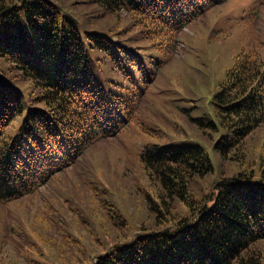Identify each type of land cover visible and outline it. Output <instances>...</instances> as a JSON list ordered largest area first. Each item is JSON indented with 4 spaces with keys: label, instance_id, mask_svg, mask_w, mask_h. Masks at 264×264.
Returning a JSON list of instances; mask_svg holds the SVG:
<instances>
[{
    "label": "trees",
    "instance_id": "16d2710c",
    "mask_svg": "<svg viewBox=\"0 0 264 264\" xmlns=\"http://www.w3.org/2000/svg\"><path fill=\"white\" fill-rule=\"evenodd\" d=\"M89 1L111 13L116 23L121 19L117 13H125L136 29L135 38L145 39L147 45L122 44L112 27L84 32L88 45L99 54L91 62L74 18L61 12L54 0H0V60L29 81L30 101L42 106L29 107L22 114V93L0 77L2 201L34 196L74 167L88 148L115 139L130 125L150 129L142 116L146 109L140 101L142 90L154 82L153 69L173 55L182 28L214 5L211 0ZM101 65L116 73L114 81L97 76L95 70ZM107 83L116 88L110 89ZM209 97L207 111L198 108L193 98L187 99L193 102L187 107L178 103L185 97L153 99L154 107L170 108L168 112L176 114V120H169L176 131L164 140L143 143L134 158L142 181L152 190L145 192L152 198L151 193L155 194L150 209L161 211L162 205L167 211L177 199L184 212L177 221L160 224L155 212L148 227L138 222L132 230L116 200L108 197L106 175L94 173L96 183L85 184L89 209L72 208L62 212V218L58 211L52 242L40 249L49 255L42 262L264 264V153L260 151L254 165L242 160L243 140L264 124V61L258 52L241 48L233 54ZM191 109L195 111L189 113ZM204 131L211 135L204 136ZM182 133L210 141L223 165L235 154L239 167L224 174L230 166H222L218 178L208 179L202 189L201 179L213 172L211 158L200 142L182 140ZM113 229L124 233L123 238L108 236L106 241L104 237ZM5 238V244L0 243V262L5 245L17 252ZM98 246L103 249L97 250ZM63 248L78 250L79 256L68 259L60 254L59 258ZM26 256H21L24 264ZM32 264L38 263L32 260Z\"/></svg>",
    "mask_w": 264,
    "mask_h": 264
},
{
    "label": "rangeland",
    "instance_id": "374dc122",
    "mask_svg": "<svg viewBox=\"0 0 264 264\" xmlns=\"http://www.w3.org/2000/svg\"><path fill=\"white\" fill-rule=\"evenodd\" d=\"M211 1L214 5L210 6L199 20L185 27L179 34L173 55L165 62V65L156 67L154 82L147 83L146 88L141 92L143 97L140 99L141 104L146 106L142 116L150 125V129L136 130L134 125H130L122 134L113 137L115 139L100 141L88 148L79 157L74 167L61 173L54 181H51L52 183L41 187L34 196L15 199L14 202L0 200V243L5 244L4 230H6L8 235L5 239L13 242L17 248L15 252L10 245H5L2 249L3 259L0 264H24L21 259L23 253L27 254V264H32V260L38 264H44L42 261H45L49 255L45 252L46 249L43 252L40 249L52 242L50 237L54 236L56 226L53 221L59 220L58 211L62 218V212L72 208H78L81 212L89 209L85 184L96 183L97 178L93 177L94 173L102 172L106 175L107 185L110 188L108 197L116 200L119 210L130 221L132 230H135L138 222L144 223L147 227L150 225L156 212L150 209L152 203L156 201L153 199L155 194L151 193L152 198L148 196L150 193L145 192V190L147 192L152 190L142 181L141 170L134 164V158L138 147L143 143L149 140H164L170 137L171 132L176 131L169 125L171 118L176 120V114L168 112L172 110L170 108L154 107L155 98L158 95L169 99L175 96L185 97L186 100L178 101L184 107L193 104L192 101L187 100L193 98L198 108L207 111L209 93L214 89L216 80L222 78L225 69L230 66L233 54L241 48H251L255 49L264 61V0ZM54 2L61 12L74 18L82 37L86 57L91 62L92 59H97L99 54L94 46L88 45L84 32H101L105 30L104 28L112 27V32H117L114 37L121 38L122 44H138L142 47L147 45L145 39L142 41L135 38L136 29L130 25L123 12L117 13L121 19L116 23L111 13L102 12L101 7L93 5L89 0H54ZM253 7H256L254 14ZM89 43L93 44L92 41ZM95 63L99 64L97 60ZM95 72L100 79L109 81L116 79V73L106 66L101 65V69L98 68ZM0 77L22 93V114L29 107H42L40 103L30 101L33 88L29 81L19 78L15 69L9 67V64L3 60H0ZM107 85L110 89L116 88L110 83ZM161 110L166 111L161 113ZM194 111L191 109L189 113ZM146 114L150 118H146ZM138 115L139 111L137 117ZM19 117L20 115L16 119ZM191 117L196 116L191 115ZM203 135L211 134L204 131ZM183 136L184 133L180 135L184 141L200 142L211 158L213 175L210 173L201 179L202 189L207 187L208 179L215 181L218 178L222 166L223 168L230 166L229 169L223 170L224 174L233 172L231 170L239 167L236 166L235 154L231 155V158L223 165L218 162L219 156H215L212 152L209 146L210 141H202L190 135ZM263 142L264 124L262 123L242 142L244 163L250 165L257 163L260 151L264 153V149H260ZM162 208L161 205V211H157L159 213L157 221L160 224L177 221L180 213H184L183 205L177 199L167 211ZM60 225L64 227V224ZM132 230H129L130 236ZM123 235L124 233L113 229L104 239H108V236L110 240L122 239ZM93 240L94 238L91 239ZM99 246L97 250H102L103 248ZM60 254L62 258L72 259L79 256V251L63 248L59 250V258ZM45 264H49V261Z\"/></svg>",
    "mask_w": 264,
    "mask_h": 264
}]
</instances>
